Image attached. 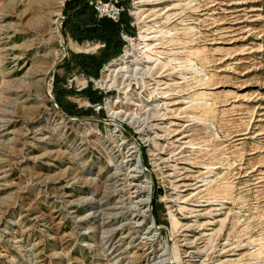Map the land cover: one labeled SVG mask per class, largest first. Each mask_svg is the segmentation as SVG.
<instances>
[{"label": "rangeland", "instance_id": "374dc122", "mask_svg": "<svg viewBox=\"0 0 264 264\" xmlns=\"http://www.w3.org/2000/svg\"><path fill=\"white\" fill-rule=\"evenodd\" d=\"M63 1L0 0V264H264V0H121L133 62L70 117Z\"/></svg>", "mask_w": 264, "mask_h": 264}, {"label": "crops", "instance_id": "0c3cea01", "mask_svg": "<svg viewBox=\"0 0 264 264\" xmlns=\"http://www.w3.org/2000/svg\"><path fill=\"white\" fill-rule=\"evenodd\" d=\"M65 14L66 45L64 49H67V54L64 55L63 52L60 59L55 63L53 77L57 83L66 87V89L72 88V91H79L88 84L89 76L95 77L98 73L100 74L102 66L119 55L124 43L122 33L127 32L130 34L133 29L130 18L123 13L120 19V27L113 25L110 27L108 34L101 33L100 29L108 20L97 17L92 6L85 4V0H68L65 6ZM93 26H96V29H92ZM86 42L92 44L98 42V45L92 51L77 50L73 47L75 44ZM87 56L91 58L92 63L87 61ZM70 73H79L82 78L81 85L77 83L71 86L66 85L65 80ZM75 96H80L88 101L90 99L83 94L74 92L65 95L66 98H69H67L69 100V110L77 115L83 109ZM66 113L70 115V113Z\"/></svg>", "mask_w": 264, "mask_h": 264}, {"label": "bare ground", "instance_id": "6f19581e", "mask_svg": "<svg viewBox=\"0 0 264 264\" xmlns=\"http://www.w3.org/2000/svg\"><path fill=\"white\" fill-rule=\"evenodd\" d=\"M126 39L129 42V45H127L122 54H119L118 56L113 57L110 59L102 68V77L101 78H92L97 85L100 87H107L105 83L112 77H116L119 73H122L125 71V68H127L126 63L133 62L132 58L134 56V50L135 48V43L133 41V38L131 36L125 35ZM141 38H143L145 46L149 48V44L147 43V40L149 39L147 35L144 34V31L141 32ZM97 44H92V43H84V44H75L73 47L77 50H82V51H91L95 49ZM147 51L145 50V56L146 58L150 59L152 55L150 53H146ZM173 59V58H172ZM24 78V77H23ZM6 83H9L8 81H5ZM11 83V82H10ZM142 162V161H141ZM150 197V194H149ZM174 224H177L174 221Z\"/></svg>", "mask_w": 264, "mask_h": 264}, {"label": "trees", "instance_id": "16d2710c", "mask_svg": "<svg viewBox=\"0 0 264 264\" xmlns=\"http://www.w3.org/2000/svg\"><path fill=\"white\" fill-rule=\"evenodd\" d=\"M121 2H123V1H121ZM85 4H87V2H85ZM64 5H65V3H64ZM126 10H127V7L122 12V14L124 13L126 16H128L127 13L125 12ZM65 18H66V14H65ZM65 18L63 19V22H64ZM99 18H105V19L108 20L106 23L103 24L102 28L100 29V32L101 33L108 34L110 32V27L113 26V25H117V26L120 27V24H121L120 23L121 16H120V19L118 21H113V20H111L110 18H107V17H99ZM92 29H96V26H93ZM125 33H127V32H125ZM127 34H129V33H127ZM119 54H121V53H119ZM72 90H73L72 88L66 89V87L60 85L59 83L56 82L55 79H53V84H52V94H53V97H54L55 101L58 103V105L64 111L70 113V115H75V114L72 113L69 110V107H68L69 101H67L66 103L63 102V96H65L66 94H70V92L80 93V94H83L86 97H88L91 102H101L102 97H103L102 91L100 89L93 88L91 81H89L88 84L83 89H81L79 91H72Z\"/></svg>", "mask_w": 264, "mask_h": 264}, {"label": "built area", "instance_id": "2783aa9c", "mask_svg": "<svg viewBox=\"0 0 264 264\" xmlns=\"http://www.w3.org/2000/svg\"><path fill=\"white\" fill-rule=\"evenodd\" d=\"M87 2L89 5L92 6V8L95 12V15L97 17H107L113 21H118L120 19L122 12L126 9V7L121 2V0H87ZM64 3H65V0L62 2V4L64 5ZM64 18H65V14L59 15V24L60 25L63 22ZM126 34L127 33H122V37L124 40H126V37H125ZM89 80H92L91 76H89ZM55 104L58 106V103L56 101H55ZM91 105L92 106L96 105V106H98V108L101 107L100 102H91ZM59 108H60V106H59Z\"/></svg>", "mask_w": 264, "mask_h": 264}, {"label": "water", "instance_id": "95a60500", "mask_svg": "<svg viewBox=\"0 0 264 264\" xmlns=\"http://www.w3.org/2000/svg\"><path fill=\"white\" fill-rule=\"evenodd\" d=\"M62 112H63L64 114H66L67 116H69V117L71 116V115L67 114V113H66V112H64V111H62Z\"/></svg>", "mask_w": 264, "mask_h": 264}]
</instances>
